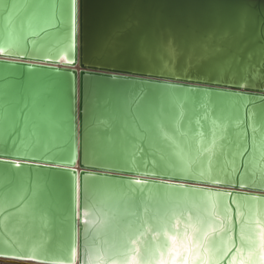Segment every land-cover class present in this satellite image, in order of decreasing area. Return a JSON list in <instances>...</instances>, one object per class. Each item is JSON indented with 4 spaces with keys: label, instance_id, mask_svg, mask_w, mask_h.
Segmentation results:
<instances>
[{
    "label": "water",
    "instance_id": "95a60500",
    "mask_svg": "<svg viewBox=\"0 0 264 264\" xmlns=\"http://www.w3.org/2000/svg\"><path fill=\"white\" fill-rule=\"evenodd\" d=\"M11 3V24L0 10V264H264V0H75L74 23L71 0H57L53 25L42 0L0 8ZM178 104L189 136L227 123L224 148L191 174L155 129L177 121ZM208 193L230 195L211 197L218 223L197 241ZM177 208L157 251L152 218Z\"/></svg>",
    "mask_w": 264,
    "mask_h": 264
},
{
    "label": "snow or ice",
    "instance_id": "6c2138e0",
    "mask_svg": "<svg viewBox=\"0 0 264 264\" xmlns=\"http://www.w3.org/2000/svg\"><path fill=\"white\" fill-rule=\"evenodd\" d=\"M42 7H46L48 9V14L44 19V23L48 25H53L57 18L58 7L62 9V5L58 6L57 0H49L47 5L43 4L42 0ZM20 5L17 3H11L10 6L5 4L0 10L7 12L6 21L11 24L13 17L20 11ZM74 15H75V0H71L70 5V17L72 18V22L74 23ZM29 27H31V20L28 22ZM23 26V25H21ZM13 45L9 44L11 48ZM0 52H3V47L0 46ZM178 108L181 109L179 115L177 117V121L169 128L164 124L157 122L155 125L156 132L160 140L167 143L168 148L170 149V155L176 158V171L178 174H191V168L194 164H196L199 160V157L204 156L207 154L209 161L211 157L216 154V152L222 150L224 148V144L221 143L225 139L227 123H220L216 124L213 123V128L210 132V135L206 138L203 132H196L194 135L189 136L188 129H181L179 120L183 117L182 106L180 104L177 105ZM106 126H108V122L105 121ZM199 124V121L196 122ZM134 133L139 136L140 139H144V136L140 133L138 128L133 129ZM147 131V130H145ZM255 131V129H253ZM192 141L195 142V148L192 147ZM0 142H2V138H0ZM165 157L162 155L161 159ZM19 167V166H17ZM206 173L205 171H201L199 173L200 176H204ZM131 184H135L137 186H141L147 184L146 181H134L130 182ZM243 186V185H241ZM185 192L191 191H202V190H193V189H185ZM230 195L229 193H208L203 201L204 207L206 209V213L204 216H197L196 222L200 225L199 229L196 231V238L197 241H203L206 239V234L208 232H214L215 229L212 228L214 223H218L214 219L213 210L217 206V201L213 200L211 197L215 196L218 198H223L225 196ZM22 198V197H21ZM222 210L225 212V215H228V208L227 205L223 203L221 199L219 201ZM247 210L248 205L245 203H237L236 209L237 214L239 217L245 216V211H241V209ZM183 215V212L179 211V209H170L167 214H165L161 218H152V226L148 228L149 232H156L161 240V244L158 246L157 251L160 247L167 248V242L164 240V237L167 235V230L174 229L173 221L175 220L177 215ZM190 219V218H188ZM149 221L144 220L142 222V226L147 227ZM232 230L231 226L228 230L224 233L227 235L228 232ZM143 235V233H140ZM139 236H137V239ZM231 240V237H229ZM222 241V237L218 235L212 236L211 240L209 241V246L215 251L218 252L221 249L217 247L218 242ZM239 242L243 247H250L252 241L250 237L245 235V228L243 227V221H241V227L239 228ZM135 243V241H133ZM234 243V242H233ZM199 247V245H198ZM239 251V250H238ZM203 261V257L200 258Z\"/></svg>",
    "mask_w": 264,
    "mask_h": 264
}]
</instances>
